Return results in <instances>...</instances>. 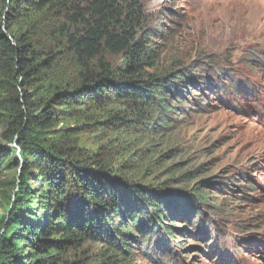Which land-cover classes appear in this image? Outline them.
<instances>
[{"label": "trees", "instance_id": "16d2710c", "mask_svg": "<svg viewBox=\"0 0 264 264\" xmlns=\"http://www.w3.org/2000/svg\"><path fill=\"white\" fill-rule=\"evenodd\" d=\"M0 3L5 141L0 143V170L8 161L22 167L19 194L3 218L0 264H91L77 256L88 242L105 244L119 256L134 253L131 241L139 239L137 233L145 237L150 229H164L175 237L174 224L165 222L177 217L169 206L175 199H164L171 192L121 178L111 158L80 146L75 127L66 124L71 119L84 124L108 104H119L124 108L107 114L102 123L135 119L143 126L161 114L162 128L177 108L175 102L183 103L176 88L188 83V75L182 76L184 70L157 72L159 56L141 26L136 1ZM60 123L65 126L57 128ZM34 173L45 184L39 209L46 225L38 221L39 199L28 184ZM195 191L199 197L193 210L200 209L201 201L214 205L209 191L200 185ZM25 194L31 199L22 202ZM110 255L102 254L95 264H130L108 261Z\"/></svg>", "mask_w": 264, "mask_h": 264}, {"label": "rangeland", "instance_id": "374dc122", "mask_svg": "<svg viewBox=\"0 0 264 264\" xmlns=\"http://www.w3.org/2000/svg\"><path fill=\"white\" fill-rule=\"evenodd\" d=\"M135 1L159 56L157 72L188 75L176 88L183 103L175 102L162 128L161 114L143 126L135 119L102 123L124 108L119 104L94 110L84 124H66L75 127L80 146L111 158L121 178L171 192L164 199H175L169 206L177 217L165 222L174 224L175 237L145 228V237L137 233L131 241L133 254L117 256L105 244L88 242L77 256L91 264L104 253L112 254L108 261L130 264H264V0ZM3 130L2 123L0 143ZM8 162L0 170V233L20 191L22 167ZM35 174L28 184L39 199L38 221L46 225L39 209L45 184ZM199 185L214 205L201 201L197 211L191 204Z\"/></svg>", "mask_w": 264, "mask_h": 264}]
</instances>
